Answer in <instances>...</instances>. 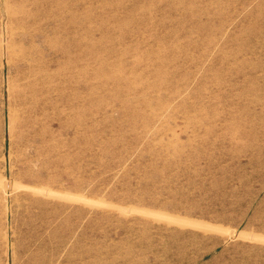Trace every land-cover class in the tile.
<instances>
[{
	"label": "rangeland",
	"instance_id": "1",
	"mask_svg": "<svg viewBox=\"0 0 264 264\" xmlns=\"http://www.w3.org/2000/svg\"><path fill=\"white\" fill-rule=\"evenodd\" d=\"M7 26L54 87L28 133L0 75V264H264V0H1Z\"/></svg>",
	"mask_w": 264,
	"mask_h": 264
},
{
	"label": "bare ground",
	"instance_id": "2",
	"mask_svg": "<svg viewBox=\"0 0 264 264\" xmlns=\"http://www.w3.org/2000/svg\"><path fill=\"white\" fill-rule=\"evenodd\" d=\"M12 65L16 67L19 73V84L16 87V95L19 103L17 114L26 126L28 133L31 132L33 134H37L45 117L47 116V107L51 102V91L54 87V73L50 69L51 64L45 57L43 47L37 44V39L34 36L27 34L26 32L21 36H18V34H16L11 27L7 26L6 32L4 34L0 33V75L1 73L4 74V70L7 66L9 67ZM5 156L6 154L4 157ZM53 194L65 196L59 193ZM88 202L91 204L96 203L93 200H89ZM143 212L148 214L150 213L146 210ZM8 215L9 214H7V216ZM155 215L165 216L163 214H158V212ZM165 217L170 221H179L178 219L167 216ZM181 222L206 230L217 229L216 227L213 228L198 222H189L186 220ZM240 236L242 237L244 235L241 234ZM257 240L264 241V237H257ZM34 256L35 254L31 251L28 254V260H32Z\"/></svg>",
	"mask_w": 264,
	"mask_h": 264
}]
</instances>
